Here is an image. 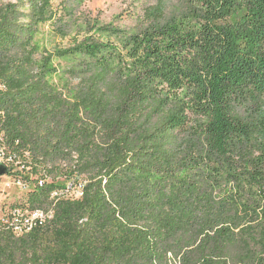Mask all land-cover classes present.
Here are the masks:
<instances>
[{"label":"trees","instance_id":"obj_1","mask_svg":"<svg viewBox=\"0 0 264 264\" xmlns=\"http://www.w3.org/2000/svg\"><path fill=\"white\" fill-rule=\"evenodd\" d=\"M86 1L0 6V133L33 185L13 206L57 200L0 264H264V0H151L44 50Z\"/></svg>","mask_w":264,"mask_h":264},{"label":"rangeland","instance_id":"obj_2","mask_svg":"<svg viewBox=\"0 0 264 264\" xmlns=\"http://www.w3.org/2000/svg\"><path fill=\"white\" fill-rule=\"evenodd\" d=\"M16 0H0V6L15 4ZM153 5L151 0H90L82 3L74 9V17L77 26L72 29L69 35L62 38L50 23L42 24L39 27L37 39L44 50L54 53L56 49H67L73 47L76 40L81 41L89 31V25H111L123 30L136 29L145 16L146 10ZM52 7L59 12L62 7V0H52ZM60 69H67L72 62L64 59H55ZM6 178H0V209L6 210L13 205L25 203L30 190H21L18 186L7 188ZM73 196H79L78 190L72 192Z\"/></svg>","mask_w":264,"mask_h":264},{"label":"built area","instance_id":"obj_3","mask_svg":"<svg viewBox=\"0 0 264 264\" xmlns=\"http://www.w3.org/2000/svg\"><path fill=\"white\" fill-rule=\"evenodd\" d=\"M23 160H26V163L29 162V152L11 151L6 144L4 134L0 133V164L8 169V173L0 176V178L7 179L5 182L7 188L18 186L21 190L30 189V167H26ZM22 175L26 177L23 178ZM39 184L42 186L43 182ZM64 193L55 192L52 197L58 198ZM56 202L57 200L46 209L30 210L29 207L25 206H11L6 210L0 209V236L7 235L13 238H21L29 235L36 228L44 227V220L52 221L54 218ZM24 214H31V221H24Z\"/></svg>","mask_w":264,"mask_h":264},{"label":"bare ground","instance_id":"obj_4","mask_svg":"<svg viewBox=\"0 0 264 264\" xmlns=\"http://www.w3.org/2000/svg\"><path fill=\"white\" fill-rule=\"evenodd\" d=\"M29 191L30 189H26ZM24 221H31V214H24ZM50 220H44V225L47 224Z\"/></svg>","mask_w":264,"mask_h":264},{"label":"water","instance_id":"obj_5","mask_svg":"<svg viewBox=\"0 0 264 264\" xmlns=\"http://www.w3.org/2000/svg\"><path fill=\"white\" fill-rule=\"evenodd\" d=\"M7 173L8 169L4 165L0 164V176L6 175Z\"/></svg>","mask_w":264,"mask_h":264}]
</instances>
